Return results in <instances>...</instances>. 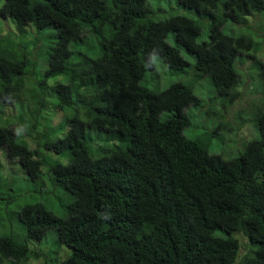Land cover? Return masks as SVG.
<instances>
[{"label": "trees", "instance_id": "trees-1", "mask_svg": "<svg viewBox=\"0 0 264 264\" xmlns=\"http://www.w3.org/2000/svg\"><path fill=\"white\" fill-rule=\"evenodd\" d=\"M176 2L191 15L156 16L148 0H0L17 36L35 30L29 43L0 33V99L19 108L1 111L0 147L20 164L4 174L0 162V264H36L40 254L55 264L43 260L50 232L49 244L69 248L66 264H264V102L237 115L259 136L233 158L210 153L205 132L183 133L204 77L213 86L207 119L224 122L240 96L237 62L258 61L262 48L245 24L264 13V0ZM153 56L170 78L190 77L161 88ZM259 66L254 83L264 92ZM48 103L67 112V129L41 116ZM91 130L105 144L90 150ZM23 132L55 158L35 152L37 166L28 165ZM19 173L38 199L15 204ZM46 196L59 200L60 215ZM236 232L246 238L242 254Z\"/></svg>", "mask_w": 264, "mask_h": 264}, {"label": "rangeland", "instance_id": "rangeland-1", "mask_svg": "<svg viewBox=\"0 0 264 264\" xmlns=\"http://www.w3.org/2000/svg\"><path fill=\"white\" fill-rule=\"evenodd\" d=\"M151 4L156 16L159 14H179V15H191V13L181 6H179L176 2V0H148ZM261 14H264L262 12L255 13L253 16L249 17L247 20V23L245 24L248 26V30L245 32L248 34H251L255 39H259V46L262 48L257 51V58L258 61H252L250 58L247 59H240L238 60V68L241 69L244 76L241 79V82L239 83V86L237 87L240 91V96L236 98L233 102H231L230 105L226 107L225 110H223V118L225 119L224 122L220 120H213V119H207L205 116V110L204 108L206 105L204 104L205 101L208 100V98L211 96V93L213 92V86L210 82V79L208 77H204L200 84H197V87H195L194 92L201 97L202 104L201 106H189L186 109V112L190 116L191 119V125L189 127H186L183 130V133L188 137H193L196 135V133H202L205 132L206 137H211L212 145L209 147L210 153L218 154L221 156V158L227 160L230 158H233L237 156L244 148L245 145L250 142L252 139L259 136L258 131L252 126L253 124L249 121L240 122L241 119L237 117L245 116L248 118L247 113L257 110L258 106L264 102V92H259V84L254 83L256 74L260 71L259 61H264V30L261 29L262 23L264 22L261 20ZM160 15V16H161ZM157 19V18H156ZM13 20V19H12ZM8 21V22H7ZM5 22V24H3ZM0 24L1 28L4 32L6 30L10 33L11 31H14V25L13 22L10 19H3L0 18ZM32 27V26H31ZM243 27V26H242ZM33 28V27H32ZM6 32V33H8ZM14 34V32H13ZM35 35V30L33 28V32L28 30V32H25L23 36H17L15 38V41L18 43H29L33 36ZM184 56L187 57L191 62H194V59L192 56H190L187 53H184ZM153 62L155 63V72L159 75V84L160 87H165L170 81H173L171 78H174L175 80L181 79L185 81L188 76L185 74H178L174 73V75L170 78L169 76V68L165 64H160V62L157 60L156 56L152 57ZM249 65H251V68H249ZM250 72V76L248 73ZM251 73L254 74L253 80L251 81ZM249 76V77H247ZM56 79L50 78L48 80L49 84H52ZM251 81V82H250ZM204 85V86H203ZM197 88V89H196ZM49 105V103H48ZM32 107H34L32 105ZM194 107H197L194 108ZM2 108V110H1ZM49 110V113H48ZM1 111L2 114L8 117L16 116L19 113V108L17 104H5L0 106V125L4 124V119L1 117ZM42 117H50L51 123L54 126H59L63 114L61 111H58L52 107V104L48 106V109L42 110ZM48 113V114H47ZM170 111H164L160 114V117L166 116ZM67 115V112H65ZM232 117H234L232 119ZM238 118V119H237ZM41 123V126L39 124L35 126V130H45V121L41 120L39 121ZM15 125V124H14ZM218 131H220L219 138H217ZM17 132V129H16ZM90 135L93 137V140H91L89 143H91V148L96 149L98 147V144H101L98 140L94 139L97 131L91 130L89 131ZM24 134V132H23ZM26 135V134H25ZM122 136V135H119ZM114 142L116 144L121 145V140L116 137ZM31 145V148L35 146L33 142H29ZM113 144V142L110 143V145ZM54 157L53 154H49V156L45 155L43 156L44 160H51ZM38 157L36 155H33L31 153H28L26 156V162L28 165H34L37 166ZM0 162H1V169L4 174L9 173L11 170H15L18 168V164L16 161L9 159L7 156V148L6 147H0ZM15 184L12 186L14 189V194L17 195L15 199V204H23L26 202H31L32 200H36L40 196L38 194L36 196L33 188H32V182L29 183L25 180V175L23 173H19V175L15 176ZM47 198V196H46ZM48 200L52 201L53 208L55 214L60 215V209L59 207H56L59 203V200L56 197L47 198ZM12 210L14 209V206H12ZM12 212V211H11ZM56 235L54 232L49 233V239L53 240V236ZM236 238L238 239V242L240 244L239 253L242 254L244 247L243 242L246 240L244 235L242 233L236 232L235 233ZM49 239L44 240L42 244V253H43V260L48 261L49 263H52V260L55 259V264H66L64 262L65 258L64 254L65 252L67 255L69 254V249L64 245H58L56 246L53 243L49 244ZM33 248V247H32ZM39 248V247H36ZM41 257V254H40ZM13 263L12 261L5 262V264ZM43 263V262H42ZM41 264V259L39 260V263ZM238 264L239 261H238Z\"/></svg>", "mask_w": 264, "mask_h": 264}, {"label": "clouds", "instance_id": "clouds-1", "mask_svg": "<svg viewBox=\"0 0 264 264\" xmlns=\"http://www.w3.org/2000/svg\"><path fill=\"white\" fill-rule=\"evenodd\" d=\"M0 18H3V19H10L12 22H13V25H14V31H11L10 33L6 30V32H8V33H6V32H4L3 30H2V28H1V24H0V33L2 34V35H10V37H15V36H17L16 35V33H17V27H16V25H15V22H14V20H12L10 17H5V16H3V15H1L0 14ZM8 22V21H7ZM3 24H5V22H3ZM26 28V30L28 31V30H30L31 32H33V28L32 27H30V26H26L25 27ZM26 31V32H27ZM13 32H14V34H13ZM21 47L22 48H24V49H27V47H26V45L25 44H22L21 45ZM25 77H27V76H25ZM8 102H6V101H2L1 99H0V106L1 105H5V104H7ZM8 104H12L11 102H9ZM49 106V105H48ZM53 107V106H52ZM54 108V107H53ZM46 109H48V107L46 108ZM54 109H56V108H54ZM1 110H2V108H1ZM56 110H58V109H56ZM58 111H60V110H58ZM62 112V111H61ZM48 113H49V110H48ZM47 113V114H48ZM62 114H63V118H62V120H64V123H63V126L61 127V128H65V129H67L68 128V126H69V124H70V122H66L65 121V114L62 112ZM42 116V115H41ZM45 118H47V119H49V117H47V116H45ZM42 119V118H41ZM44 121H46V119H43ZM39 126H41V124H39ZM41 130H43V129H41ZM41 130H33L32 131V135L33 134H35L36 133V131H37V137L38 136H41V133H40V131ZM26 134V135H25ZM32 135H30V134H27L26 132L24 133V138L28 141L27 143H28V145H29V152L28 153H32L33 155H36L37 156V154H35V152H41V154L42 155H47V156H49V154H53L54 155V157L52 158V159H54L55 158V156H56V154L54 153V151H52V152H48L47 150H46V148L45 147H43V146H41V143L42 142H38L37 141V137H34V136H32ZM41 139V138H40ZM42 140V139H41ZM33 142L34 144H35V146L33 147V148H31V145L29 144V142ZM99 142L101 143V144H103L104 143V141H101V140H99ZM105 144V143H104ZM119 145V144H118ZM122 145V144H121ZM121 145H119V146H121ZM87 146H88V149H92L91 148V143H88L87 144ZM9 158V157H8ZM9 159H12V160H14V161H16L17 162V164H18V167L20 166V164L18 163V161H17V159H15V158H9ZM62 245H64V244H62ZM64 246H66V245H64ZM67 247V246H66ZM68 248V247H67ZM69 249V248H68ZM67 253L65 252V254H64V257H66L67 258ZM65 258V259H66ZM238 258L239 257H237V260H236V262L234 263V264H238ZM41 258L40 257H35V261H36V264H38L39 263V260H40ZM65 261V260H64Z\"/></svg>", "mask_w": 264, "mask_h": 264}]
</instances>
